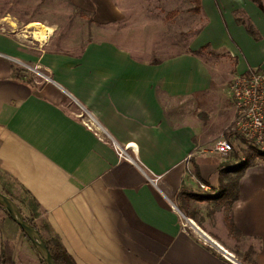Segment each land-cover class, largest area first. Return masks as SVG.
Returning <instances> with one entry per match:
<instances>
[{
  "label": "crops",
  "instance_id": "0c3cea01",
  "mask_svg": "<svg viewBox=\"0 0 264 264\" xmlns=\"http://www.w3.org/2000/svg\"><path fill=\"white\" fill-rule=\"evenodd\" d=\"M193 10L200 26L192 36L182 26L180 42L171 29L164 41L151 30L148 45L102 38L78 54L0 32V172L33 199L36 223L76 264H238L222 244L240 245L242 264H264V163L254 157L237 178L238 149L213 151L235 134L230 81L264 72V12L249 0H200ZM33 70L44 81L17 76ZM227 200L238 235L225 224ZM179 207L197 212L195 226L232 257L185 229ZM5 240L0 233V254ZM13 252L15 264H39L22 241Z\"/></svg>",
  "mask_w": 264,
  "mask_h": 264
},
{
  "label": "rangeland",
  "instance_id": "374dc122",
  "mask_svg": "<svg viewBox=\"0 0 264 264\" xmlns=\"http://www.w3.org/2000/svg\"><path fill=\"white\" fill-rule=\"evenodd\" d=\"M156 1L158 3L154 5H137L135 0H0V32L12 35L30 48L49 47L50 50L69 54H78L88 42L102 38L111 39L112 37L115 38L114 40L122 41L126 46H135L136 43L148 45L151 30H156L153 33L161 36L164 41L166 29H171L174 31L175 41L180 42L179 32L181 27L187 23L190 26L191 36L197 32L201 20H198V17L190 12L194 8V0ZM106 4L114 13L112 18L104 15L103 5L106 6ZM172 10L178 11L180 16L173 20H167L165 16ZM149 20L151 22H148ZM32 24H41L52 30L45 42L33 38L31 35L33 29L30 27ZM134 29L137 31V37ZM202 54L211 62H220L221 56L215 53L205 50ZM147 57L151 60L155 58L151 54H147ZM25 73L32 84L35 79L44 81V76L35 70ZM70 108L76 111L74 106H70ZM229 140L233 147L232 152L236 148L239 151V153L236 152L240 154L239 157H244L243 163L249 165L254 162L253 159L258 150L252 143L245 141L236 134H233ZM3 189L10 191L22 215L28 217V211L32 206L30 196L20 189L10 177L0 172L1 193H3ZM222 209L224 216L229 213V200L224 202ZM180 211L187 219L186 224L190 225V222H193L194 225L202 228L197 218L191 217V215L197 216V212L194 210L187 212L181 208ZM213 212V207L211 210L201 211L202 215L207 214L208 216H213ZM39 226L42 227V224ZM42 232L46 239L53 236L51 232L44 230ZM0 233L13 247H19L22 241L34 251L38 260L40 259L32 245L23 238L19 228L8 220L2 209H0ZM221 246L233 255L238 264H242L243 260L240 262V257L234 253L241 249L240 245L235 244L234 247H230L229 244H222Z\"/></svg>",
  "mask_w": 264,
  "mask_h": 264
},
{
  "label": "built area",
  "instance_id": "2783aa9c",
  "mask_svg": "<svg viewBox=\"0 0 264 264\" xmlns=\"http://www.w3.org/2000/svg\"><path fill=\"white\" fill-rule=\"evenodd\" d=\"M229 93L234 103L235 119L231 131L264 152V72L259 69H248L244 74L235 75L229 84ZM232 144L225 137H221L214 144L213 151L221 156L232 152ZM119 157H125L123 152H118ZM201 189L207 190L204 185ZM183 218V227L188 228L198 235L205 244L214 246L223 256L224 251L217 243L207 237L194 224H186ZM187 222V221H186Z\"/></svg>",
  "mask_w": 264,
  "mask_h": 264
},
{
  "label": "trees",
  "instance_id": "16d2710c",
  "mask_svg": "<svg viewBox=\"0 0 264 264\" xmlns=\"http://www.w3.org/2000/svg\"><path fill=\"white\" fill-rule=\"evenodd\" d=\"M249 1L253 2L262 12H264V5H262L261 0H249ZM194 2H195V5H194L193 12L194 13H197V11H199V9H200V0H194ZM177 14H178L177 11L169 12L166 15V18L172 19ZM17 76H26V73L23 74V73H21L19 71L18 74H17ZM228 139H229V137H228ZM255 158L258 159L260 162L264 163V152H258V153H256ZM247 166H248L247 163H242V164H240V165H238L236 167L235 170H236V173L238 175L237 178L240 177V175L242 174V172L244 171V169ZM2 191H3V193L7 197H9V198H11L13 200L12 195H11V193H10V191L8 189L7 190L3 189ZM184 196L190 198L191 200H193L195 202L220 201L222 199V195L221 194L220 195H217V196H214V197L198 196V195H192V194H188V195H184ZM31 200H32V206H31V208L28 211V214H29L28 217H25L24 216L25 217V220L30 225H32L36 230L39 231L41 237L44 240L45 245L47 246V249H48V251H49V253L51 255V258L54 261V263L55 264H76L75 261L73 260V258L68 254V252L66 251V249L64 248V246L61 244V242H60V240H59V238L57 236L53 235L49 239H46L43 236L42 230L47 231V232H51V229H50V227L48 225L42 224V227H40L39 224L36 223V219L38 217L37 204L33 201V199H31ZM6 217L8 218V220L10 222H12L7 215H6ZM12 224H14V223L12 222ZM225 224H226L227 229H228V231H229V233L231 235H233V236L234 235H238L237 231L235 230V228H234V226H233V224L231 222V218H230V215L229 214H227L225 216ZM14 225L17 226L16 224H14ZM21 234H22L23 238L29 244H31L30 241L26 238V236L22 233V231H21ZM13 255H14V252H13L12 245L8 242V240H5L3 242V244H2V251H1V254H0V264H15ZM39 264H44L41 259H39Z\"/></svg>",
  "mask_w": 264,
  "mask_h": 264
},
{
  "label": "water",
  "instance_id": "95a60500",
  "mask_svg": "<svg viewBox=\"0 0 264 264\" xmlns=\"http://www.w3.org/2000/svg\"><path fill=\"white\" fill-rule=\"evenodd\" d=\"M0 208L9 217V219L19 227L22 233L30 241L32 247L40 257V259L43 261V263L55 264L39 231L25 220V217L22 215L18 205L11 198L7 197L1 192Z\"/></svg>",
  "mask_w": 264,
  "mask_h": 264
},
{
  "label": "bare ground",
  "instance_id": "6f19581e",
  "mask_svg": "<svg viewBox=\"0 0 264 264\" xmlns=\"http://www.w3.org/2000/svg\"><path fill=\"white\" fill-rule=\"evenodd\" d=\"M30 27L33 29V32H31V35L33 36L34 39H36L37 41H40V42H45L47 40V38L49 37L50 33L52 32V30L50 28H46V27L42 26L41 24H32ZM225 253L229 257H232L227 252H225Z\"/></svg>",
  "mask_w": 264,
  "mask_h": 264
}]
</instances>
